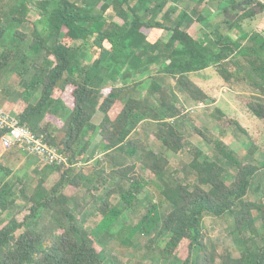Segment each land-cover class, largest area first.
Returning a JSON list of instances; mask_svg holds the SVG:
<instances>
[{"label": "trees", "instance_id": "obj_1", "mask_svg": "<svg viewBox=\"0 0 264 264\" xmlns=\"http://www.w3.org/2000/svg\"><path fill=\"white\" fill-rule=\"evenodd\" d=\"M175 1L0 0V74L13 70L25 82L12 100L14 114L69 161L47 165L33 156L36 164L18 177L10 162L28 155L18 145L2 152L0 264H103L107 243L124 233V243L140 235L148 253L171 255L179 264H264V162L258 160L264 142L193 78L214 67L223 85L242 90V111L264 129V30L241 31L245 21L264 19V2L218 0L223 5L216 23L195 38L183 21L188 15L205 20L210 0H191V10L179 17ZM28 25L29 33L20 29ZM178 92L202 103L218 131L186 112ZM96 112L102 114L98 124ZM145 120L147 139L157 140L159 151L135 134ZM97 130L101 150L95 157L88 149ZM167 152L184 157L178 167ZM137 163L157 179L160 199L155 202L152 191L141 217L115 232L150 182ZM25 194L18 212L1 217ZM206 214L230 216L234 232L250 233L239 257L232 249H208ZM92 216L100 220L87 230L83 222Z\"/></svg>", "mask_w": 264, "mask_h": 264}, {"label": "rangeland", "instance_id": "obj_2", "mask_svg": "<svg viewBox=\"0 0 264 264\" xmlns=\"http://www.w3.org/2000/svg\"><path fill=\"white\" fill-rule=\"evenodd\" d=\"M152 3L154 0H149ZM223 3L218 0H210L207 2L206 6H204V14H206V19L201 21L200 23L195 22L194 18L191 15H188L182 24V27L184 30L190 32L193 37L198 38L201 36L202 32L206 31V26L209 22L216 23L217 18L215 17L218 10L222 7ZM175 6L177 8V11L175 13L176 17H179L181 14V11L184 9H187V11L191 10V0H176ZM37 14L35 12H32V18H37ZM9 19L4 20L3 25L6 27L8 25ZM42 26L40 25V28ZM23 32L29 33L31 27L30 25L26 27L20 28ZM254 29L264 30V19L262 18H254V20L251 21H245L243 23V28L241 29L242 32H250ZM220 30L223 33H226V27L223 25L220 27ZM239 32V31H238ZM238 32L234 31V34H238ZM168 32H164L162 35L163 38H166ZM30 39V38H29ZM104 57L108 56V53H105L103 55ZM35 68H37V64L34 65ZM193 78L201 83L205 88L212 91V93L215 95L217 102L220 106L225 109V111H228L230 114H236L238 119L240 120L241 124L244 125L251 137L258 138L260 141L264 142V129L262 124L252 115L249 113L245 114L242 111L243 105H241L240 100L237 98V94H239L242 90H232L228 88L227 86L223 85L221 80L216 76L214 67L208 68L205 72H202L200 74L193 75ZM24 83L23 80H20V77L16 72L11 70L10 72L5 71L4 73L0 74V92L2 89L7 88V94L12 92V88L19 89L22 88L21 84ZM147 82H145L146 85ZM223 87H227L228 90H224ZM5 91L2 92L4 94ZM178 95L180 96V104L184 105L185 111L189 112L192 116L196 115V117L199 115L200 119L203 121L206 120V124L208 126H211L215 129V131H218V127L211 119H206L204 115V106L199 107L198 103L195 101H192L186 96L184 93L178 92ZM227 99L230 100L231 103L227 102ZM102 116L100 112H96L95 117ZM101 118L96 119L94 118L93 122L95 124H98L100 122ZM149 121L145 120L141 122V126L136 130L135 134L143 140V142H148L151 148H153L156 151H159V142L153 138L150 137V139H147L149 137V133H147V129L149 128ZM145 126L143 127L142 125ZM152 124V123H151ZM153 126V124H152ZM224 138V136H223ZM99 134L98 130L93 133L91 138V145L88 149V154H96L100 152L101 146L99 142ZM193 141L195 143L200 144L203 146L204 149H206L205 144L200 140L199 137L194 136ZM225 139L228 141H231L230 138L225 137ZM247 142V140H246ZM236 147L238 150L242 147L241 144L236 143ZM0 151H4V149H0ZM28 155V154H27ZM166 155L170 158L171 166L173 168L178 167V162L183 158H180L179 155H175L172 152H167ZM27 157L25 160L26 166L29 168L31 164H36L35 158L33 155L25 156ZM96 157V155H95ZM94 157V158H95ZM185 159H187L185 157ZM258 160L260 163L264 162V156L259 153ZM12 163V164H11ZM15 163V161H11L10 165H12V168L14 170V173L16 176L21 177L26 172L27 169H24L22 166L24 164ZM15 164V165H14ZM17 164V165H16ZM92 164V163H91ZM14 165V166H13ZM109 164H106L108 166ZM20 166V167H19ZM91 167H87L86 170L90 169ZM137 172L142 174L145 179L150 178V182L144 187V189L141 190V192L138 194L139 197V203L136 210L127 209L125 212L127 214L126 219H124V216H121L118 221L113 226V231H117L122 224L130 223L133 224L136 222L137 219L141 217V214L145 211V207L148 204V197L149 194L154 191L155 192V202H159L160 196L158 194V181L157 179L149 172L147 169H145L140 163H137ZM25 176V175H24ZM262 177V176H261ZM264 179V175H263ZM32 177L29 178V181L31 182ZM226 182L230 184L231 182V176H228L226 178ZM18 186H15L14 191L18 192ZM30 192V189L27 193ZM28 199V194L21 195L19 198H17L16 203L12 206L11 209L1 213V217L6 216L7 218L10 217V215L14 214L15 212H18V210L24 206ZM111 200L113 203H115L118 200L117 195H113L111 197ZM164 204V203H162ZM166 205L164 204L163 207H161L162 211H165L166 208H164ZM100 220V217L92 216L87 219L86 222H83V226L90 230L92 227L95 226V224ZM233 219L230 216H221V217H215L209 214H206L203 218V233H204V240L207 243V247L209 250L215 249L217 253H223L224 250L232 249L231 256L236 258L240 256V251L243 250L247 244H249V241H244L246 237H248V232H243L242 234H239L238 232L233 231ZM261 231V230H260ZM124 239V240H123ZM127 240L126 233L124 235H116V237L113 240H110V242L107 243V247L105 248L103 255H104V262L103 264H132L137 261H141L144 264H179L177 258H172L173 256L169 255V258H164L165 255H160L157 251L156 253H148L150 251L147 250V245L145 244L144 238L140 235H136L134 239H131L130 243L127 244L124 243ZM138 244H137V243ZM165 244V241L161 240L160 245L163 246ZM148 253V254H147Z\"/></svg>", "mask_w": 264, "mask_h": 264}, {"label": "built area", "instance_id": "obj_3", "mask_svg": "<svg viewBox=\"0 0 264 264\" xmlns=\"http://www.w3.org/2000/svg\"><path fill=\"white\" fill-rule=\"evenodd\" d=\"M198 106L204 105L198 103ZM0 130H6L1 136V148L4 150L18 145L26 154L35 156L43 164L56 165L69 162L56 147L44 141L43 134L33 132L27 125L21 124L15 115L1 107Z\"/></svg>", "mask_w": 264, "mask_h": 264}, {"label": "crops", "instance_id": "obj_4", "mask_svg": "<svg viewBox=\"0 0 264 264\" xmlns=\"http://www.w3.org/2000/svg\"><path fill=\"white\" fill-rule=\"evenodd\" d=\"M21 80V79H20ZM24 82V81H23ZM199 83V82H198ZM199 84H201V83H199ZM22 86V88H17V89H15V88H12L13 90H12V92L10 93V95H9V93L7 94V95H3L1 92H3V91H5V90H7V88L6 89H3L1 92H0V100L1 101H3L1 104H0V107L1 108H3L4 110H6L7 112H9V113H11V114H13V115H15L14 114V111H13V109H12V100H14L16 97H18L22 92H23V90H24V86H25V82L24 83H22L21 84ZM202 85V84H201ZM203 86V85H202ZM204 87V86H203ZM224 88V90H228V88L227 87H223ZM207 89V88H206ZM207 90H209V89H207ZM8 91V90H7ZM213 96L215 97V95L213 94ZM178 97H180L179 95H178ZM216 98V97H215ZM180 100L181 99H183V98H179ZM33 102H35V99H33L32 100ZM182 101V100H181ZM219 101V99L217 100V98H216V103ZM183 102V101H182ZM227 102H229V103H231L230 102V100L229 99H227ZM218 104V103H217ZM223 108V107H222ZM225 110V109H224ZM228 112V111H227ZM236 115V114H235ZM237 117V116H236ZM96 119H99V118H102V116H97V117H95ZM238 118V117H237ZM244 126V125H243ZM99 137H100V135H99ZM99 141H100V139H99ZM1 149V148H0ZM0 155L1 156H3L2 155V151H0ZM98 156H100V154H97L96 155V157H98ZM26 160V159H25ZM25 160H23L22 161V163L21 164H24L22 167L24 168V169H26V168H28L27 166H26V164H25ZM20 167V166H19Z\"/></svg>", "mask_w": 264, "mask_h": 264}, {"label": "water", "instance_id": "obj_5", "mask_svg": "<svg viewBox=\"0 0 264 264\" xmlns=\"http://www.w3.org/2000/svg\"><path fill=\"white\" fill-rule=\"evenodd\" d=\"M262 2H264V0H261Z\"/></svg>", "mask_w": 264, "mask_h": 264}]
</instances>
